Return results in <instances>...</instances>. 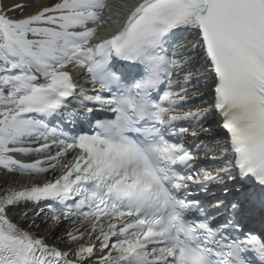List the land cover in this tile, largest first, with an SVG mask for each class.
Segmentation results:
<instances>
[{
    "label": "snow or ice",
    "instance_id": "snow-or-ice-1",
    "mask_svg": "<svg viewBox=\"0 0 264 264\" xmlns=\"http://www.w3.org/2000/svg\"><path fill=\"white\" fill-rule=\"evenodd\" d=\"M120 9L0 0V169L51 177L0 187V264H264V0Z\"/></svg>",
    "mask_w": 264,
    "mask_h": 264
},
{
    "label": "bare ground",
    "instance_id": "bare-ground-1",
    "mask_svg": "<svg viewBox=\"0 0 264 264\" xmlns=\"http://www.w3.org/2000/svg\"><path fill=\"white\" fill-rule=\"evenodd\" d=\"M49 2H50V0H39L40 4H48ZM28 11L31 12V11H34V9L30 8V9H28ZM186 39H191V36L186 37ZM199 91L205 93V97L204 98L208 99L210 101V96L208 95V92H209L208 89L201 88V89H199ZM194 103L196 104L194 107L200 105L202 103L201 98H199V97L195 98L194 99ZM213 115L214 114H212L210 118H212ZM212 131L216 132V133H220L221 132V130L218 128V125H215V124L212 127L209 128V130L207 131V136H210ZM224 139L225 138H223V140ZM220 140H222V139L219 138L216 141H211V142H209L208 145L211 146L212 144H214V143H216L217 141H220ZM17 181H18V179L15 178V177L6 178V175L0 174V187L7 188L10 184L11 185H15ZM13 188H15V186ZM29 215H33V213H29ZM16 217H20V214L16 215ZM22 217H20V218H22ZM19 221L21 222L22 226L27 227V225H24L22 223V219L19 220ZM36 222H37V224H40V228H39V230L32 229L33 234L41 236V237H44L46 240H49L51 243H57L58 245H60L62 247H66L63 243L60 244L57 241V239H56V237L60 236L64 232L63 231V228H64L63 223L55 231H52L51 230V228H52L51 221L47 225V223H43L42 222L41 218H37ZM42 226H43V228H42ZM65 230H66V228H65Z\"/></svg>",
    "mask_w": 264,
    "mask_h": 264
},
{
    "label": "rangeland",
    "instance_id": "rangeland-1",
    "mask_svg": "<svg viewBox=\"0 0 264 264\" xmlns=\"http://www.w3.org/2000/svg\"><path fill=\"white\" fill-rule=\"evenodd\" d=\"M43 227V226H42Z\"/></svg>",
    "mask_w": 264,
    "mask_h": 264
}]
</instances>
